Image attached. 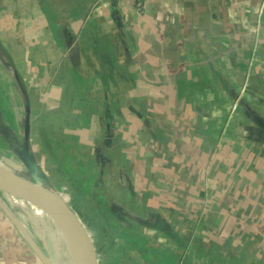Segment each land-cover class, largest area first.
<instances>
[{
  "label": "crops",
  "instance_id": "obj_1",
  "mask_svg": "<svg viewBox=\"0 0 264 264\" xmlns=\"http://www.w3.org/2000/svg\"><path fill=\"white\" fill-rule=\"evenodd\" d=\"M135 2L0 0V37L11 38L6 44L21 50L20 57L11 59L15 68L7 73L8 83L0 80L2 168L54 186V164L60 162L66 173L72 162L60 158L67 152L65 141H75L72 149L81 159L73 164L98 172L101 183L109 178L115 200L121 174L132 177L136 186L142 183L138 190L151 186L138 175L147 157L157 156L159 167H153L159 179L152 185L174 190V201L190 206L201 204L208 186L213 193L211 178L218 175L213 165H201L202 175L208 168L211 186H206L199 167L183 159L197 150V157L208 159L212 149L208 153L204 126L216 116V96L226 108L239 94L237 120L242 123L244 106L251 142L264 145V105L252 96L264 97V0H144L141 9ZM82 26L84 34L77 39ZM244 87L249 88L247 107L242 103ZM119 92L142 96L134 99L136 107H125L116 98ZM97 114L110 122L102 138L107 146L92 142ZM156 114L159 146L150 126ZM22 202L0 190V264H75L56 248L24 245L25 226L17 213ZM108 249L101 252L111 254L104 264H177L174 258L168 261L165 248ZM113 251L121 256L114 257ZM197 256L190 264H205Z\"/></svg>",
  "mask_w": 264,
  "mask_h": 264
},
{
  "label": "rangeland",
  "instance_id": "obj_2",
  "mask_svg": "<svg viewBox=\"0 0 264 264\" xmlns=\"http://www.w3.org/2000/svg\"><path fill=\"white\" fill-rule=\"evenodd\" d=\"M142 1L144 0H136V9L142 8L143 4L139 7ZM84 30L85 26H82L77 32V39L82 38ZM10 39H5L4 34L0 37V80L7 83V73L11 72L15 63L11 59L14 55L15 58L21 55L17 45L6 44ZM109 79L106 77V80ZM126 81L127 78H123V83ZM9 83L15 86V82ZM97 84L100 82L97 81ZM2 90L1 81L0 93ZM246 93H249V88L244 87L242 103L247 107L249 102L244 101L248 97ZM117 95L119 103L123 100L125 107L135 106L134 99H141L138 96H142L125 92H119ZM252 96L258 99L260 105H264L262 95L252 94ZM107 97L112 101L111 94H107ZM239 100V94H236L229 106L223 108V102L216 96L215 101H219L216 116L204 126L207 134L204 142H208V153L212 149L208 159L202 160L197 157L198 150L195 151L196 156L185 158L183 156L185 164L192 163L199 167V176L205 178L206 186L207 184L211 186V183L207 173L208 168H205L202 175L203 166L213 165L218 172L214 180L211 178L213 193L208 186L200 199L201 204L198 205L188 206L175 202L171 196L174 190L152 185V182L157 183L159 179V173L153 167H159L157 156L147 157L145 168L142 166L144 169L138 175V178L143 180V184L151 183L150 189L144 187L145 189L138 190L142 187V183L136 186L130 181L132 177L127 178L121 174V182H115L118 199L112 200L109 190L111 180L108 178L106 183H101L98 172L91 173L85 167L79 169L78 165L73 164L76 159H81V153L74 155L72 147L77 142L65 141L67 152L60 161L70 160L72 165L67 166L64 173L60 169V162H55L54 168L58 171L52 176L54 186L43 184V187L60 195L77 215L90 239L96 264H99L101 256H103V264L105 256L106 258L111 256L110 253H106L107 255L101 253L103 248H109L106 251L111 250L110 248L114 250L115 248H165L168 252V261L174 258L177 264H190L197 254L198 258L205 260V264H223L224 259L227 264H264V145L251 142L253 130L246 121L248 112L244 106H242V123L237 120L241 111L236 106ZM199 111L203 112L202 109ZM254 111L257 112L259 109ZM155 116L152 121L154 123L150 126L155 130L152 135L159 146L161 142L157 140L159 134L156 131L160 126L155 123L157 114ZM94 123L98 124H94L97 133H94L95 140L92 142L97 144L96 147L99 144L107 146V140L102 138L107 136L105 130L110 122L106 123L105 118L97 114ZM197 131L200 132L201 128ZM99 155L96 151V163L100 160ZM171 162L175 165L170 159ZM6 165L14 166L17 171L20 169L16 164ZM125 185L126 188H121ZM127 190L129 193H126ZM212 195H215L213 199L216 200L215 204H212ZM22 201L23 205L17 213L20 214L19 218L25 226L23 227L24 245L27 248H56L61 255L67 253L72 260L70 250L64 242L62 233L56 228L54 219L51 220L42 209ZM116 202H119V205ZM200 248H211L212 252L197 253L196 250ZM118 255L113 251L114 257ZM194 260L196 261V258Z\"/></svg>",
  "mask_w": 264,
  "mask_h": 264
},
{
  "label": "water",
  "instance_id": "obj_3",
  "mask_svg": "<svg viewBox=\"0 0 264 264\" xmlns=\"http://www.w3.org/2000/svg\"><path fill=\"white\" fill-rule=\"evenodd\" d=\"M0 190L42 209L51 219L53 216L59 218L68 227L76 240L80 254V264H96L95 255L85 228L60 195L45 189L40 180L28 181L1 166Z\"/></svg>",
  "mask_w": 264,
  "mask_h": 264
},
{
  "label": "bare ground",
  "instance_id": "obj_4",
  "mask_svg": "<svg viewBox=\"0 0 264 264\" xmlns=\"http://www.w3.org/2000/svg\"><path fill=\"white\" fill-rule=\"evenodd\" d=\"M52 219H54L55 221L56 228L62 233L64 242L66 243L67 247L70 250L73 261L75 262V264H80L79 249H78L76 240L74 236L72 235L71 231L59 218L53 216Z\"/></svg>",
  "mask_w": 264,
  "mask_h": 264
},
{
  "label": "built area",
  "instance_id": "obj_5",
  "mask_svg": "<svg viewBox=\"0 0 264 264\" xmlns=\"http://www.w3.org/2000/svg\"><path fill=\"white\" fill-rule=\"evenodd\" d=\"M142 4H143V1L139 4L140 6L139 7H141L142 6Z\"/></svg>",
  "mask_w": 264,
  "mask_h": 264
}]
</instances>
